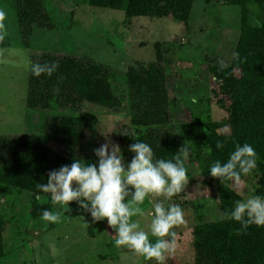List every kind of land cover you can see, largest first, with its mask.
Masks as SVG:
<instances>
[{"label": "rangeland", "instance_id": "1", "mask_svg": "<svg viewBox=\"0 0 264 264\" xmlns=\"http://www.w3.org/2000/svg\"><path fill=\"white\" fill-rule=\"evenodd\" d=\"M17 1L0 0V9L7 14L3 39H0V136L12 138L17 134L39 133L45 119V131L50 134L52 117L58 112L68 113V110L60 107L49 113V119L40 111L27 112L29 69L25 65L33 56L44 52L72 54L87 57L109 69L110 82L120 98V105L110 111L93 103L80 104V113L88 116L81 144L72 152L52 138L46 145L72 160L91 163L96 160L93 149L111 141L119 144L125 159L130 161L133 153L128 145L133 139L121 132L133 125L129 107L130 99H135L136 95L130 94L126 75L136 62L146 65L156 61L154 44L157 42L161 43L168 102L167 124L160 128L176 129L192 119L222 121L228 118L227 111L210 93L216 85L207 67L214 62L228 64L233 56L242 12L241 7L231 4L230 0H194L187 22L171 16L127 17L128 0H122L120 10L91 6L90 0H40L49 27L32 23L28 29L19 22ZM247 9L248 23L258 25L259 6L248 4ZM24 41L29 44L26 46ZM206 83L203 93L192 92ZM202 110L207 113L201 115ZM42 112L47 113L46 110ZM221 131L229 133L227 128ZM185 142L193 145L184 162L190 173L188 183L182 192L164 202L166 205L179 204L184 210L185 222L173 228L177 244L170 257H176L180 263H192L195 258L193 227L220 220L222 216L214 187L209 188L202 181L201 168L194 157L196 145ZM256 183L253 175H244L243 193L231 181L228 185L244 199L254 193ZM33 197L30 192L0 183V214L4 220L0 264H155L130 249L116 247L113 230L106 220L91 222L89 214L84 213L76 201L69 202L68 207L53 206L51 211L58 213L59 219L49 222L44 221L42 215L32 214ZM37 200L43 204L48 198L40 196ZM159 200L164 197L151 195L141 205L145 216L133 217L140 220L141 227H146L152 204Z\"/></svg>", "mask_w": 264, "mask_h": 264}, {"label": "trees", "instance_id": "2", "mask_svg": "<svg viewBox=\"0 0 264 264\" xmlns=\"http://www.w3.org/2000/svg\"><path fill=\"white\" fill-rule=\"evenodd\" d=\"M193 3L194 0H128L125 12L130 18L171 16L187 22ZM230 3L239 5L242 12L241 30L233 56L228 64L214 62L207 67V73L216 85L210 93L227 111V119H192L176 129L160 128L167 124L168 102L166 71L159 42L154 44L156 61L146 65L136 62L126 75L130 94L136 95L135 99H130L132 124L143 128L137 129L140 131L139 140L150 144L154 156L163 159L173 158L185 141L195 143L194 157L200 165L202 181L207 187H214L222 216L220 220L193 227L195 258L192 263H180L176 257H170L167 264H264V226L251 225L237 234L239 223L225 220L223 215L242 197L229 187L230 181L221 182L208 173L211 163L226 161L237 143H249L258 155L257 168L249 174L257 179L253 194L264 196V0H230ZM89 4L120 10L122 0H90ZM248 4L259 6L261 19L256 26L248 23ZM40 6V0H18L20 24H25L27 29L32 23L48 28L47 14ZM27 29L23 33L25 39L28 38ZM24 44L29 43L24 41ZM31 62H56L59 66L51 76H35L29 70L27 112L40 111L47 118L50 112L63 107L68 113H55L50 134L45 131V119L39 133L17 134L12 138L0 136V183L32 193V214L40 216L43 209L51 210L55 205L50 194L42 192L39 195L47 197L48 201L38 202L37 183L47 182L49 170L73 161L53 151L46 141L52 138L72 152L81 144L88 121V116L80 113L79 105L93 103L112 111L119 107L120 98L113 91L109 69L87 57L44 52L33 56ZM207 84L203 87L200 84L192 92L203 93ZM44 110L47 113H43ZM206 113L202 110L201 115ZM226 128L229 133L221 131ZM218 143L223 147L217 148ZM3 231L4 220L0 214V259L3 256Z\"/></svg>", "mask_w": 264, "mask_h": 264}, {"label": "clouds", "instance_id": "3", "mask_svg": "<svg viewBox=\"0 0 264 264\" xmlns=\"http://www.w3.org/2000/svg\"><path fill=\"white\" fill-rule=\"evenodd\" d=\"M6 15L0 9V39H3ZM25 66L35 76H51L59 65L56 62H30ZM141 128L130 125L121 132L135 140L128 145V150L133 153L130 161L125 159L119 144L105 142L93 149L95 162L74 159L70 164L49 170L47 182L36 185V199H40L42 192L50 194L53 205L68 207L69 202L76 201L79 208L89 214L91 222L106 220L113 230L116 247L130 249L155 264H167L168 257L176 250L173 228L185 220L179 204L166 205L164 201L185 189L189 177L184 162L193 145L185 142L171 159L156 158L151 145L139 140L137 129ZM222 147L223 144H217V148ZM257 161V152L251 144L237 143L226 161L211 163L208 173L221 182L231 181L243 193L242 176L251 174L257 168ZM151 195L163 196L164 200L152 204L149 222L146 227H141L140 220L133 217L145 216L141 205ZM42 219L56 222L59 214L43 209ZM223 219L239 223L237 234L251 225L264 226V196L252 194L236 200L234 206L224 212ZM150 237L156 239L153 241Z\"/></svg>", "mask_w": 264, "mask_h": 264}]
</instances>
